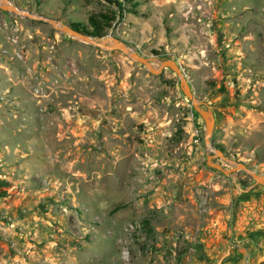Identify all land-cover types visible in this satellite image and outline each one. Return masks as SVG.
Returning <instances> with one entry per match:
<instances>
[{
	"label": "rangeland",
	"instance_id": "obj_1",
	"mask_svg": "<svg viewBox=\"0 0 264 264\" xmlns=\"http://www.w3.org/2000/svg\"><path fill=\"white\" fill-rule=\"evenodd\" d=\"M5 1L35 17L0 7V264H183L195 210L264 208L247 171L207 163L264 174V0H133L106 30L180 65L215 117L210 146L171 69L47 20L113 6Z\"/></svg>",
	"mask_w": 264,
	"mask_h": 264
},
{
	"label": "crops",
	"instance_id": "obj_2",
	"mask_svg": "<svg viewBox=\"0 0 264 264\" xmlns=\"http://www.w3.org/2000/svg\"><path fill=\"white\" fill-rule=\"evenodd\" d=\"M234 204L193 212L186 231L196 240L195 252L183 264H264V208L253 199L243 208Z\"/></svg>",
	"mask_w": 264,
	"mask_h": 264
},
{
	"label": "water",
	"instance_id": "obj_3",
	"mask_svg": "<svg viewBox=\"0 0 264 264\" xmlns=\"http://www.w3.org/2000/svg\"><path fill=\"white\" fill-rule=\"evenodd\" d=\"M0 7L2 9L11 10V11L18 12V13H19V11H22V10L18 9L16 6H14V5L10 4L9 2H6V1L1 2ZM22 13H24L28 16H31V17H35L28 12L22 11ZM36 18H37V16H36ZM47 20L49 21V23L53 27L59 29L60 31L72 34V35H74L78 38H81L82 40H84L86 42L94 44V45H96L102 49L120 50L121 52H123L127 56H129L131 59H133L134 61L144 65L148 69V71L152 74H155V75L160 74L163 71V69H165V68L171 69L179 77V87H180L183 95L190 102V105L195 110V112L198 115H200V117L202 118V120L204 122V141L208 146L211 145L210 138L212 136L214 124H215V117L213 115V112L210 111L208 108L203 107L201 102L198 101V99L196 98V96L194 95V93L191 89L189 80L185 76V73H183V70L181 69L180 65L177 64V62L175 60H173V59H162L159 62V65L157 67H154L148 58H146L143 55H140L139 53H137L134 50H131L124 42L118 40L115 37H112L110 31L104 36L94 37V36L83 34L79 31L75 30L70 24L68 25V24L59 23L58 21L53 20V19H47ZM106 36H109L110 40L105 42V41H103L102 38H106ZM95 39H98L100 42H97ZM212 149L215 151V154L212 156H215V155L223 156V153L221 150L214 149V148H212ZM210 158H211V155H208L207 156L208 165L212 166L215 169L220 170L224 174L229 175L238 169H243V170L247 171L252 176V178L255 180V182L257 184L264 185V174H258L254 171L249 170L243 163H237L235 165V167H232L229 169H224L220 164L212 162L210 160Z\"/></svg>",
	"mask_w": 264,
	"mask_h": 264
},
{
	"label": "trees",
	"instance_id": "obj_4",
	"mask_svg": "<svg viewBox=\"0 0 264 264\" xmlns=\"http://www.w3.org/2000/svg\"><path fill=\"white\" fill-rule=\"evenodd\" d=\"M110 6H113L115 9H112L111 12H97L91 14L87 18V23L82 24L80 22L70 23V25L77 31L94 36L101 37L106 34V30L112 26V23L116 19V14L119 17H123L124 12L135 13L137 3L133 0H103ZM1 182V181H0ZM2 194L0 193V196ZM117 207H114L113 210H116Z\"/></svg>",
	"mask_w": 264,
	"mask_h": 264
},
{
	"label": "built area",
	"instance_id": "obj_5",
	"mask_svg": "<svg viewBox=\"0 0 264 264\" xmlns=\"http://www.w3.org/2000/svg\"><path fill=\"white\" fill-rule=\"evenodd\" d=\"M129 228H130V230L138 229V228H140V225L138 223L129 224ZM195 242H196V240H194L193 246H191V248H190L191 251H195V246H194L195 245ZM243 261L246 262L245 260H243ZM238 264H243V263L240 262Z\"/></svg>",
	"mask_w": 264,
	"mask_h": 264
},
{
	"label": "bare ground",
	"instance_id": "obj_6",
	"mask_svg": "<svg viewBox=\"0 0 264 264\" xmlns=\"http://www.w3.org/2000/svg\"><path fill=\"white\" fill-rule=\"evenodd\" d=\"M2 1H5V0H0V3L2 2ZM19 12H21L22 13V11H19ZM103 39V41H108V40H110V37L109 36H106V38H102ZM107 39V40H106ZM97 42H100L98 39H95Z\"/></svg>",
	"mask_w": 264,
	"mask_h": 264
}]
</instances>
